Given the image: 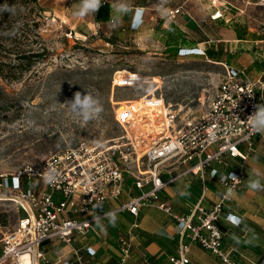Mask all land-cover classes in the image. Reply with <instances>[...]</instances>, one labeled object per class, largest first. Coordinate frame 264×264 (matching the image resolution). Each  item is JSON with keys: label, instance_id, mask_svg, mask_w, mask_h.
<instances>
[{"label": "built area", "instance_id": "1", "mask_svg": "<svg viewBox=\"0 0 264 264\" xmlns=\"http://www.w3.org/2000/svg\"><path fill=\"white\" fill-rule=\"evenodd\" d=\"M253 5L264 9V0H255ZM211 6L213 12L208 19H221V6ZM160 13L163 19L172 20L176 15L187 13V9L182 4L166 7ZM133 16L128 30L137 32L142 18L139 26L133 27ZM258 31L264 36V25ZM181 50H177V57L204 56V51L199 48ZM223 68L198 119L174 121L175 115L168 110V126L142 138L146 145L137 142L133 133L137 113L157 108L160 102L169 109V104L151 95L143 97L140 106L129 103L118 113L113 109V120L120 127L121 135L112 140V144L78 142L48 155L35 165L26 164L8 175H0V202L10 204L17 214L12 229L4 232L0 239V264H21L23 256L28 258L27 264H36L43 260L39 249L41 243L55 240L69 244L73 234L84 235L107 219L96 221L95 216L103 217L109 211L132 219L126 230L129 235L137 228L136 220L142 208H153L169 217L180 240L188 238L226 262V256L219 248L221 233L217 222L222 205L239 188L241 179L240 169L231 170L226 159L243 161L245 154L239 147L249 151L252 137L258 134H253L248 117L256 111L257 105H264V74L250 79L243 69L225 65ZM127 75L113 77L111 87L133 84L134 75L130 72ZM212 166L221 169L218 177ZM178 167L182 169L178 170ZM50 168L59 173V180L54 185L43 180V173ZM206 171L221 189L218 200L208 209L201 206L206 191L203 184ZM230 174L237 179H232ZM187 175L199 178L201 193L195 203L188 205L186 213H173L171 206L160 198V192ZM162 176H168V179L164 180ZM27 182L35 185L25 187ZM55 194L58 200L53 199ZM106 203H114V206L100 211ZM97 204L102 206L96 207ZM223 220L233 225L239 223V219L230 214ZM118 244V261L123 264L129 257L132 243L128 237H120ZM187 248V245L179 244L176 255L168 257V263L187 264ZM86 254L90 256L92 251L87 249Z\"/></svg>", "mask_w": 264, "mask_h": 264}, {"label": "rangeland", "instance_id": "2", "mask_svg": "<svg viewBox=\"0 0 264 264\" xmlns=\"http://www.w3.org/2000/svg\"><path fill=\"white\" fill-rule=\"evenodd\" d=\"M36 1L40 14L39 19L34 17L38 22L34 32L39 39L33 38L36 43L28 40L27 50H37L43 44L49 55L31 63L17 80H0L4 92L0 100V175H8L26 164L35 165L78 142L112 144L121 135L120 127L113 120L112 108L118 113L129 103L141 102L150 95L169 104L174 121L198 119L224 70L205 50L216 49L222 54L229 50L228 44L216 42L221 38L219 28L200 9L191 15L198 31L207 36L204 39L212 40V45L202 46L204 56L175 57L145 34L127 31L126 15L116 28L111 23L91 26L94 23L91 15L83 18L72 15L74 9L69 0ZM137 1L127 0L129 5ZM142 1L150 17L166 7L183 4L187 8L194 4L190 1L184 4L186 0ZM196 3L215 4L221 6L219 10L222 6L229 8L226 3H231L237 24L242 22L248 36L264 39L258 33L264 25V9L254 6L255 0H198ZM129 72L134 75L133 84L111 87L113 77L128 76ZM78 91L92 94L103 105V112L89 122L65 105ZM53 199L58 200V196L55 194ZM16 218L12 206L0 202V239L12 229Z\"/></svg>", "mask_w": 264, "mask_h": 264}, {"label": "crops", "instance_id": "3", "mask_svg": "<svg viewBox=\"0 0 264 264\" xmlns=\"http://www.w3.org/2000/svg\"><path fill=\"white\" fill-rule=\"evenodd\" d=\"M69 1L72 3L71 9L75 11L80 0ZM102 1L110 4L108 20L105 22L109 23L114 14L112 9L114 3L109 0ZM189 1L194 4L187 6V13L176 15L172 20H165L160 12L150 17L144 2L138 0L135 4L129 5L131 12L126 14V29L129 31L128 25L134 10L140 8L143 10L142 25L133 33L145 34V37L154 44L161 43L162 50L175 57L178 49L203 50V45H212L213 42L204 39L207 36L199 32L191 14L195 9H200L208 18L213 9L206 3L204 5L196 3V0H186L184 4H188ZM206 1L201 0V2ZM226 4L229 8L222 6V18L211 23L219 28L221 38L216 42L228 44L229 50L227 54L221 52L214 54L217 51L211 48L210 51L205 50V52L207 55L208 52L213 53L214 62L243 69L248 78H257L264 74V39L248 36L242 22L237 24L235 21L236 14L232 15V9L235 7L231 3ZM91 17L93 18L92 15ZM90 25L96 26L95 23ZM239 150L245 154L243 161L239 158H227L226 161L231 170L240 169V185L232 193L230 200L222 205L217 222L221 233L219 248L225 254L226 262H222L220 258L203 250L188 238L180 240L174 222L169 217L153 208H142L137 216V228L129 235L126 232L132 222L129 216H116L115 226H112L108 219H104L84 235L73 234L69 244L55 240L41 243L39 249L43 254V260L37 261L36 264H120L118 261L120 237H128L132 243L129 257L123 264H169L168 257L176 255L178 245L181 243L188 247L187 264H264V191H252L247 187V182L254 179H259L264 185V132L252 137L249 151L242 146ZM212 167L217 170L216 177H218L222 173L221 169ZM181 169L178 167V170ZM162 178L166 180L168 176ZM203 184L206 191L201 206L208 209L218 200L221 189L208 171L204 172ZM200 193L199 178L187 175L166 186L160 192V198L171 206L173 213L180 214L186 213L188 205L195 203ZM113 206L114 203H106L100 211L111 209ZM227 214L238 218L239 223L233 225L225 222L223 217ZM87 249L89 252L92 251V255L86 254Z\"/></svg>", "mask_w": 264, "mask_h": 264}, {"label": "trees", "instance_id": "4", "mask_svg": "<svg viewBox=\"0 0 264 264\" xmlns=\"http://www.w3.org/2000/svg\"><path fill=\"white\" fill-rule=\"evenodd\" d=\"M7 8L8 11L3 9ZM110 4L102 1L99 10L93 14L95 24H103L108 20ZM40 10L36 0H0V80L3 82L14 81L26 71L30 64L38 61L43 56L49 55L47 48L40 44L39 49L27 50V42L36 43V32ZM39 39V38H38ZM112 42L111 39H108ZM113 43V42H112ZM39 45V43H38ZM218 52H214L217 54ZM171 56L173 54L169 53ZM212 58L213 53L208 52ZM212 61H215L211 59ZM10 61L14 63H10ZM4 92L0 88V100ZM113 110V108H112ZM29 186L28 183L24 184Z\"/></svg>", "mask_w": 264, "mask_h": 264}, {"label": "clouds", "instance_id": "5", "mask_svg": "<svg viewBox=\"0 0 264 264\" xmlns=\"http://www.w3.org/2000/svg\"><path fill=\"white\" fill-rule=\"evenodd\" d=\"M166 0H162V3ZM102 5V0H80L78 7L72 13L74 17L83 18L85 16L92 15L96 13ZM113 15L111 16L110 23L113 28L120 25L123 15L131 12V8L127 0H118L117 3L112 5ZM4 11L9 9L4 8ZM143 10L137 8L133 16V27H138L141 23ZM65 105L70 109V111L77 116H79L83 121L89 122L99 116L103 112V105L101 102L95 98L92 94L85 92H76L70 101H66ZM249 127L252 129L253 134L264 132V105H257L256 111L248 117ZM232 179H237L235 175H231ZM43 180L45 183L54 185L59 180V173L54 168H50L48 171L43 173ZM247 187L252 191H264V185L261 184L259 179L249 180L247 182ZM182 195L184 193H181ZM102 205L97 204L96 207H101ZM102 218H107L112 226L116 223V213L109 211L104 213L103 217L95 216L96 221Z\"/></svg>", "mask_w": 264, "mask_h": 264}, {"label": "bare ground", "instance_id": "6", "mask_svg": "<svg viewBox=\"0 0 264 264\" xmlns=\"http://www.w3.org/2000/svg\"><path fill=\"white\" fill-rule=\"evenodd\" d=\"M141 102L133 103L135 106H140ZM170 107V106H169ZM169 109H167L162 102H160L159 107L149 109V110H142L141 112L137 113L136 116V123H134L135 129L133 130V133L135 134V139H137V142H143L144 145H146V141L141 140L142 138H147V134L151 131H160L165 130L167 125V112ZM171 113V112H170ZM156 120V122H155ZM149 128V131L145 133V130ZM28 258L26 256H23L20 258L21 264H27Z\"/></svg>", "mask_w": 264, "mask_h": 264}]
</instances>
